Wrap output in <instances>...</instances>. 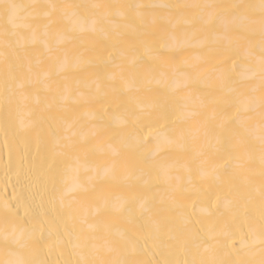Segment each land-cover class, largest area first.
<instances>
[{
  "label": "bare ground",
  "instance_id": "obj_1",
  "mask_svg": "<svg viewBox=\"0 0 264 264\" xmlns=\"http://www.w3.org/2000/svg\"><path fill=\"white\" fill-rule=\"evenodd\" d=\"M4 2L0 264H264V0Z\"/></svg>",
  "mask_w": 264,
  "mask_h": 264
},
{
  "label": "snow or ice",
  "instance_id": "obj_2",
  "mask_svg": "<svg viewBox=\"0 0 264 264\" xmlns=\"http://www.w3.org/2000/svg\"><path fill=\"white\" fill-rule=\"evenodd\" d=\"M0 5H2L3 11L0 15L7 17L10 21H13L17 18V12L19 5L11 2H4V0H0Z\"/></svg>",
  "mask_w": 264,
  "mask_h": 264
}]
</instances>
